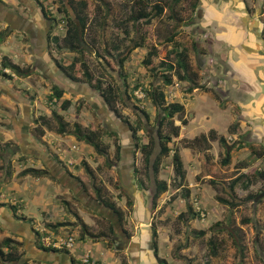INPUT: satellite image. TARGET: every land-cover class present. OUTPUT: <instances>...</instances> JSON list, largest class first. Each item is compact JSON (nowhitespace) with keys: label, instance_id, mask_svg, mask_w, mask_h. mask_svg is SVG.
Listing matches in <instances>:
<instances>
[{"label":"rangeland","instance_id":"374dc122","mask_svg":"<svg viewBox=\"0 0 264 264\" xmlns=\"http://www.w3.org/2000/svg\"><path fill=\"white\" fill-rule=\"evenodd\" d=\"M6 1L14 3L15 0ZM43 1L49 4V7L53 5V10L61 2V0ZM65 1L68 2V0ZM86 1L87 6H85L84 12L87 16V27L84 36H82L84 49L74 51L58 47L62 43L61 37L65 35L64 23L59 21L56 22L57 27L53 30L59 40L55 41L52 38L49 42L50 55L59 65L63 66L73 59V55L81 57L88 64L89 71L93 75L92 84H94L95 78H100L103 81L102 85L107 82L117 83L124 89L122 78L118 75L119 72L123 73V76L126 75L128 92L132 93V96L128 99L127 93L122 92L123 96L118 97L114 103L117 114H113L109 110L111 108L103 100L101 92L95 87L92 86V91L87 86V91L91 97V99H87L86 92L81 97L80 95L75 96V92L82 88L79 86L83 83L82 81L76 83L78 88L71 85L67 86L72 93L66 92L64 97L69 98L70 103H72L69 106L73 105V112L61 111L64 119L70 123L68 128L73 129L74 123L78 122L84 129H97L102 132L100 140L106 146L108 155L99 153L91 144L78 139L72 132L62 134L47 125L42 127L50 133L43 140L37 130L40 123L38 122L39 119L36 118L39 125H30V129L33 134L38 135L40 144L47 150L46 152L41 148L40 153H38L36 147L26 145L23 140L19 139V135H14V131L8 128L12 124L9 114L15 111L18 115L21 109L17 108V101L9 99L7 93L0 91V245L6 237H12L16 252L21 253L23 257L34 244L30 236L31 229L34 232L35 230L48 231L52 234H55L57 230V235L72 234L79 239L81 225L78 221L83 219L88 224L91 234L96 236L95 238L106 237L104 240L95 241V243L88 245L83 244V246L85 245V248L90 249L92 255L97 252L101 261L106 256L108 264H114L112 259L117 255L114 253L115 245L113 247L110 245L113 239L119 238L118 236L122 237L124 232L128 234L140 233L139 229H141L135 220L141 214L138 211L139 207L135 210L134 216L133 206L127 205L128 195L124 193L121 187L122 182L117 169L112 166L118 161L115 145L120 143L122 146L121 157L124 159V163L130 166L131 159H133L135 175L139 176V179H143L146 184L142 190L143 188L138 182V187L142 188L140 191L143 195L144 206L150 210V215L147 213L145 217L150 220L151 226L156 228L157 256L162 257L165 264H264V181L259 176H252L255 169L264 167V157H259V152L264 151V99L263 102H257L254 109L255 113L247 105V112L239 115L244 102H236L233 99V94L229 91V84L234 83L238 77L237 71L234 72L232 66L229 65L231 56L228 53L231 47L224 41L213 40L214 33L212 30L202 24V20L204 22L212 16H217L218 13L231 10L236 15L234 26L237 31L245 30L249 33L250 30H255L259 31V34L256 33L258 37L260 34L264 36V25L261 23L262 21L264 23V19L255 24L251 22L250 26L248 25L249 22L242 23L243 20L239 14L243 11L241 6H247L250 9L248 12L252 16L261 19L263 16L257 11V7L260 5L264 11V0L260 3L257 0H180L175 3L172 9L176 13L172 18H170L169 13L171 12L170 7L174 3L173 0H153V2L158 1L165 5L163 12L153 17L150 23L137 22L135 24L127 18L133 6V0ZM242 1L246 3L243 4ZM224 3H227L226 9L223 8ZM236 3H241V5ZM231 4L235 6V9H232ZM55 15L57 14L55 13ZM178 17L179 19L176 20ZM174 31L177 32L176 41L187 49V57H189L191 64L190 70L195 72L194 81L200 85V87L193 89V92L187 89L190 82L179 80L175 74H173V82L169 85L163 84L160 76L153 77L147 68L148 66L143 63L147 51L145 45L133 48L123 66L118 61L117 55L130 44L132 38L139 40L142 35L145 36L144 41H147L146 43L157 46V56L154 57V63L157 64L160 59L167 58L166 55L172 47V43L169 41L164 40L160 43V38L166 37ZM17 39L22 40L17 33H12L8 39L9 44H4L0 40V49L4 51L21 49L22 42ZM258 40L260 42V39ZM208 44H211L213 54L208 52ZM261 48L264 49V46ZM169 58L174 59L175 57ZM233 59L236 65L235 69L239 68L238 74L249 80V71L252 69L249 64L252 65V63L248 61L247 56L241 58L238 55L237 58ZM255 63L256 67L252 72L256 74L259 80L264 81L262 61H255ZM80 66L81 63L78 61L77 74L79 79L84 80ZM136 82H139L140 85L133 89L132 85ZM8 84L15 88L22 86L30 88L25 79L22 81L17 78L8 79ZM154 86H159L167 92V101H182L184 105V112L176 113L174 121L180 125L178 136H180V130L182 136H185L174 137L171 144L181 151L187 178L182 182L184 186H181L180 177L175 175L173 170L172 153L163 157L157 176L160 179H166L169 187H167V191L160 193L154 207H152V193L155 183L143 173V153L139 148H135L134 137L131 136L130 130L126 129L128 124L125 119L137 125L138 117H142L144 125L137 130L140 141L147 142L151 135H155L157 108L153 105L151 95L148 93V90ZM227 88L228 90H226ZM51 89L52 87L46 88L38 83V86L35 89L31 88L30 92L34 94L33 97L35 96L38 110L48 111V115H43L47 116L49 125L56 127L58 122L51 116V108L59 106L60 100L50 102L47 95ZM259 89L253 88L252 90ZM136 105L143 107L149 113L150 120L143 115ZM245 116L250 117V119ZM184 121L186 122L183 124ZM256 123L258 125L254 126ZM234 125L237 127L235 128ZM211 128L216 129L217 135L226 136L227 145L231 149V158L228 163L222 162V159L226 157L227 146L221 144L217 138L213 141L214 146L206 140L205 142L201 140L199 132L202 133L201 131ZM107 130H115L116 132L108 133ZM119 132L123 135V143L119 139ZM194 134V138L187 140L186 136H193ZM67 136L72 137V140H78L79 147H75L76 152H72V156L83 155V158L76 163L79 164L80 171L74 167L75 164L69 163L67 158L64 157L63 159L72 165L75 178H67L68 174L63 175L61 168L52 164L50 168L42 161L46 159L47 163L50 164L48 162L50 159L48 155L50 154L48 153H51V156L56 159L65 155L67 152L63 149L66 146L65 138ZM48 137L50 139L47 140ZM54 137H58V140ZM56 141L64 143H56ZM233 141L241 142L242 148L233 146ZM69 145H71V141H68ZM206 148L208 150H204ZM155 149L158 152L159 147ZM197 151H200L201 157L207 158V166L203 163L202 165L198 164L196 160ZM71 159L74 162L73 158ZM83 160L90 161L88 165H90L92 175L84 169L81 163ZM64 161L62 162L64 163ZM29 165L41 167L45 169L46 173L41 176L21 174L20 171ZM239 172L250 174L252 183L248 188L239 183L232 193L229 190L230 181ZM189 181L194 185L188 186ZM96 187L100 188L99 194L101 196L108 197L124 211L121 222L119 219L116 220V216H118L116 212L95 201L99 195L96 192ZM176 188L178 191L175 190ZM186 188L189 189V196L183 194ZM191 189H193L192 195H190ZM176 192H181V198L199 211L198 217L184 221L178 218V213L181 212L178 202L183 203L184 200L179 201V197H175ZM247 194L251 196L250 199L246 198ZM88 196H91V199ZM171 196H174L175 200L170 199ZM217 197L220 199L232 197L239 204L236 207H230ZM13 204L17 205L16 212ZM159 206L160 208H158ZM185 209H187L186 204ZM12 217H14V222H11L13 221L11 220ZM59 220L70 221V224L61 226L62 228L52 226ZM217 221L219 224L214 226ZM111 225L112 230L109 229ZM211 226H214V229ZM119 228H121V235ZM23 229L26 231L23 232ZM194 229H205L206 232L197 236L193 232ZM21 233L22 235H20ZM211 238L215 240L213 247L209 241ZM142 240L145 245L148 244V249L151 252L149 253L154 255L155 260L153 259V261L158 264V258L151 248L152 236L150 235L147 242ZM115 244L123 245L120 240ZM74 246L73 250L76 248ZM3 248L6 250L5 246ZM212 249H214L213 252ZM119 251L124 254V250ZM122 256L124 257L125 254ZM43 263L47 264L46 261ZM0 264H2L1 260Z\"/></svg>","mask_w":264,"mask_h":264},{"label":"trees","instance_id":"16d2710c","mask_svg":"<svg viewBox=\"0 0 264 264\" xmlns=\"http://www.w3.org/2000/svg\"><path fill=\"white\" fill-rule=\"evenodd\" d=\"M180 0H173L174 3H172V6L170 7V13L169 16L170 18L174 17L176 14L175 11H173V7L176 2H179ZM39 6H42L43 12L46 15L48 19L53 21V26L54 29L57 27L56 22L62 21L64 24L63 26L65 27V35L61 37L62 43L58 45L60 48H67L69 50H74L78 51L81 49H84L82 45V36L85 34V28L86 23H87V16L86 13L84 12L85 6H87V1L86 0H68L64 2V0H61L59 5H56L55 9L53 10V5L52 7H49V4L44 2L43 0H37ZM165 5L161 2L154 1L153 0H133V6L131 7L130 13L128 14V19L132 20L133 23L137 22H143V23H150L152 18L155 16L160 15L163 12V8ZM55 13L57 15H55ZM176 18V20H178ZM7 34L6 31L2 30L0 32V40H1V35ZM177 32L174 31L170 35H167L166 37L160 38L159 42L161 43L162 41H169L172 43V47L169 49L167 53V58H162L159 60L157 64L154 63V57L157 56V46L155 44H150L146 43L147 41H144V37H140L139 40H134V37L132 38L130 44H128L124 50H122L117 56H118V61L121 66L124 65L125 61L129 58L128 55L132 51L133 48L137 46H143L145 45L147 47V51L145 54V57L143 59V63L148 66V70L150 71L151 75L154 76H160V80L163 84L169 85L173 82V74L176 75V77L179 80H188L190 84L187 86L188 91H192L196 87H200L197 82L194 81V76L195 72L190 70L191 64L189 57H187V49L184 46H181L178 41H176ZM55 41L59 40V37L55 34L53 37ZM146 43V44H145ZM203 52V51H202ZM3 56V67H9L14 73L20 76H26L29 73L30 67H22L20 64L12 61L8 56ZM73 59L70 60L67 64L63 65H58L60 70L65 74L66 77H68L70 80L73 81H82L85 82L93 87H95L97 90H99L102 94V98L107 104L111 110L116 112V108H114V103L117 100V98L123 96L122 92L127 93V98L129 99L132 96V93L130 94L128 92V83L126 82V75L123 76V73L119 72L118 75L122 78V83L124 89H122L117 83H106L105 85L103 84V81L100 78H95L94 84L91 83V80L93 79V75L89 71L88 64L82 60L81 57H78L76 55H73ZM173 56L175 57L174 59H171L169 57ZM78 61L81 63V68H82V73L84 76V80L79 79V75L77 74L76 66ZM120 66V67H121ZM0 73H3V75H6L7 77H11V74H8L6 72L0 71ZM139 82L134 83L133 89L139 87ZM149 95H151V100L153 105L156 106L157 108V127H156V132L155 135H151L148 139L147 142L140 141V136L137 135V130L143 127L144 121L141 116L138 117V123L137 125H134L129 121L128 119H125L128 124L129 130L132 133L134 137V146L135 148H139L142 153V161H143V173L145 176L148 178H151L154 183L155 187L153 189L152 193V207L155 205V201L157 197H159L160 193L163 191L167 190V187H169V183L166 179H160L157 174L159 171V167L161 164V160L163 157L168 156L172 153L171 161H172V166L175 175L180 177L181 180V185H183V181L185 179V170L183 169V163L181 160V153L179 148H176L175 146H172L171 142L173 141V138L178 136L179 134V128L180 125L176 124L174 121V115L176 113L184 112V105L180 101H167V92L159 87V86H154L152 87L151 90H148ZM65 94V90L63 87L58 86L57 84H52V89L51 92L47 95L48 99H52L53 97H56L57 100H60L59 106L51 108V116L56 119L58 122V125L56 127H52L49 125L47 121V116L46 115H40L42 125H47L49 128L56 130L59 133L64 134L65 132H72L78 139L84 140L85 142L89 143L94 147L99 153L108 155V151L106 149V146L101 142L100 136L102 132L98 131L97 129H84L81 127L82 125L78 122L74 123L73 129H69L68 125L70 124L69 121L64 119L61 113H58V109H61L62 111L66 110L67 113H71L73 109V105L70 107L69 105L72 104L70 103L69 98L63 99V95ZM137 106V105H136ZM143 115L149 119V113L143 108L137 106ZM186 121L183 122V124ZM236 128L237 125H234ZM38 132L40 134L44 133V129L40 128L38 129ZM104 131H106L104 129ZM108 133H115L113 131L107 130ZM203 139L207 140V137L211 138L214 140L215 138L218 139V141L227 146V139L225 135H217L215 130L210 129L207 133V135L202 134L201 135ZM234 143V145H233ZM232 145L233 146H239L242 148V143L234 142L233 141ZM116 157L117 159L119 156H121V147L120 143L116 144ZM231 146V145H229ZM159 147L158 152H156L155 148ZM259 157H264V151L259 152ZM231 158V149L228 147L226 148V157L222 159L223 163H228L229 159ZM264 159V158H263ZM109 161V160H108ZM84 166V169L88 171L92 175V171L88 163L83 160L81 162ZM79 164H75V168L78 169L80 166ZM21 174H31L32 176H41L46 173L45 169L41 167H32L31 165L26 166L20 171ZM254 177L259 176L263 181H264V167H260L259 169H255L253 172ZM140 187L144 188L146 184L144 183L143 179H138ZM241 183L243 187L248 188L251 183H252V178L250 174L248 173H239L236 175L235 178H233L230 182V188L229 190L233 193L234 188H236L237 184ZM96 192L99 194L100 193V188L96 187ZM189 192V189L186 188L184 189V196H187ZM233 195V194H232ZM235 196V195H233ZM232 196V197H233ZM232 197L230 198H221L217 197L221 202H224L226 205L230 207H236L239 202ZM247 199H250L251 196L249 194L246 195ZM99 204H102L103 206H106L110 209H112L114 212L118 214L117 218L120 220L123 219L124 216V211L121 209V207L117 206L114 201L110 200L108 197L101 196L100 194L98 195V198L95 199ZM127 205H131V200L128 198L127 199ZM19 204V203H18ZM5 205V204H1ZM15 212L17 209V205L13 204L12 205ZM187 209H184V211L178 213V218L180 220H188L190 218H195L199 216V211L196 210L190 203L187 204ZM189 211V214L187 212ZM19 218V217H18ZM247 220V219H245ZM79 224L81 225V231L79 233L80 238H85V236H90L91 238H94L96 236L92 235L88 224L83 220L80 219ZM70 224V221L64 220V221H56L52 226L57 227V226H64ZM219 224L218 221L214 223V226ZM214 226L211 228L214 229ZM109 229L112 230V225L109 226ZM38 236V246L42 250L46 251H56L60 253H68L69 249L64 247H54L51 245H45L42 242L41 235L48 233V231H38L35 230ZM193 232L197 235H203L206 231L205 229H194ZM156 228L155 226H151V236L153 238L152 240V246L151 248L153 249V252L156 254V257L158 258L159 263L158 264H165V260L162 257L157 256V247H158V241L156 240ZM210 244L215 246V240L213 238L209 239ZM13 238L12 237H6L3 241L2 244L0 245V260L2 264H24L25 261L22 260V254L17 253L15 250V245L13 243ZM6 247V250L3 247ZM214 249L211 251L213 252ZM71 264H79V260L75 259L73 256H71Z\"/></svg>","mask_w":264,"mask_h":264},{"label":"crops","instance_id":"0c3cea01","mask_svg":"<svg viewBox=\"0 0 264 264\" xmlns=\"http://www.w3.org/2000/svg\"><path fill=\"white\" fill-rule=\"evenodd\" d=\"M261 1L263 0H257L258 3H260ZM216 2L218 3L219 1H216ZM225 2H228V1H225ZM242 2L243 4L246 3L245 1H242ZM29 3L31 4L30 5L31 8H33L34 13L33 11L29 12V10L27 9V5H23V3L20 4L18 0H15L14 3L8 2L6 0H0V23H1L0 26H3L4 29L7 28V35L1 37V40L3 41L4 44H7L9 41L8 40L9 36L12 33H17V35L20 36V39L22 38V40L17 39L22 42L21 49H18V50L8 49L5 51L0 49V54L4 56L5 55L8 56L12 61L20 64V66L22 67L24 65L30 67L29 73L26 76H20V75H17L16 73L13 74L11 72V73H8V74H11V77H7L6 75H3V73H0V86H2V88H0V91L7 93L6 95H8L9 99H14V101H17L18 103L17 108L21 109L18 115H17V112L15 113V111L14 113L9 114L12 119V124L8 128L14 131V135L16 136L19 135V139L23 140L26 145H31L33 148L36 147V149L38 150L42 148L47 152L46 148L45 147L43 148L42 144H40V140H39L40 138L37 137L38 135L33 134L32 130L30 129V125L36 126L37 124L39 125V123H40V126L39 127L37 126V128L38 129L43 128L42 127L43 121L41 120L40 115L42 114L48 115V111L38 110V107L36 106L37 102H36L35 96L33 97L34 94L30 92L31 88L35 89L36 86H38V83H40L42 86L46 88L52 87V84H57L58 86L63 87V89L65 90V94L62 96L64 97L66 95V92H70L67 86L71 85L77 88L81 86L82 87L81 90L75 92V96L80 95L81 97L85 94L84 92H86L85 96L87 97V99H91L87 91V86L88 88H91L92 91H93V87L85 82L81 83L79 86H76V83H77L76 81L70 80L68 77L65 76V74H63V72L60 70L58 66L59 65L58 62L53 58V56L50 55V52L48 50L49 42H51L52 40L51 37L50 38L48 37V35H50L49 33L50 29H49V26L47 25L49 24V22H47L45 18L43 17V15L39 11H37V7L34 6V3H35L34 0L33 1L29 0ZM241 3H236V4L241 5ZM231 7L232 9L233 8L235 9V6H232V4H231ZM258 7H257L258 9L257 11H259V13L263 16L261 19H259L257 16H252L251 13L248 12L250 9L247 6H244V7L241 6V9H243V11L239 14H240L241 19L243 20L242 21L243 24H245L246 22H249L248 25L251 26V22L255 24L256 22H261L262 19H264V11L262 10V7L260 5H258ZM223 8L225 9L227 8V3H224ZM237 8H240V7H237ZM6 12H11V13L16 14L18 19H20L21 22L24 23V26H17V25L11 24L8 21V18L4 16ZM234 14L235 13L231 12V10H229L228 12L224 11L222 13L216 14L217 16H212L208 18L207 20H204V22L202 20V24H204V26H207L212 30V32L214 33L213 38H212L213 40L218 39V41H224L226 44H228L231 47L230 48L231 51L229 50V53H228L229 56H231V58L229 59L230 60L229 65L232 66V70H234V72L237 71L238 77H236V81L234 80V83L229 84L230 86L229 91L230 93L233 94V97H234L233 99L236 102L245 103V106H244V103L242 104L243 109H240L239 115H241V114H244V112H247V105H249L253 109V113H255L254 109L257 106V102L258 103L263 102V99H264V90H263L264 81L259 80L256 74L252 72L254 67H256L255 61L257 62L262 61L263 63L262 70L264 72V49L261 48L262 46H264V36H261L260 34V36L258 37L256 33H258L259 31H255V30H250L249 33L246 32L245 30L237 31V29H235V26H234L235 25L234 18H236V15ZM261 23L264 25L263 21ZM232 32H235V34H232ZM53 35H55L54 31L51 32L50 36H53ZM258 39H260V42H258L259 41ZM207 50L209 53L213 54L211 44H208ZM238 55H240L241 58L247 56V58L249 59L248 61L252 63V65L249 64L252 67V69L249 71V80H246L245 77L243 78L241 74H240L241 76L238 74L239 68L235 69L236 65H235V61L233 58H237ZM14 78H17L20 81L25 79L27 86L30 88H24L22 85H20L22 87L15 88L13 85H9L8 79L13 80ZM259 86H260V89H259ZM18 88H21V89H18ZM253 88H257L259 90L253 91L252 90ZM226 90H228V88ZM193 91L194 90L190 92H193ZM50 92L51 90H49V93ZM249 92L251 95L249 94ZM249 96L251 97L249 98ZM58 111H61V109ZM60 113L63 115L62 111ZM245 117L247 119H250V117H247V116ZM36 118L39 119L38 120L39 123L37 122ZM256 125L258 124L256 123L254 126ZM209 130L201 131L202 133L199 132L201 140H203L204 142H205V139H203L201 135L202 134L207 135ZM212 130H216V129H212ZM49 133L50 131H47V129L46 130L44 129V133L41 134L40 136L43 140H45L46 136ZM59 135L60 137H62L61 134ZM118 136H119V139L122 140L123 138L122 133L119 132ZM184 136H182V133L180 130V136L178 137L181 138ZM194 136L195 134L193 136H186V138H188L187 140H189V138H194ZM54 138L58 140L57 139L58 137H54ZM48 139L50 138L48 137L47 140ZM62 139L64 138L62 137ZM214 140H216V138ZM214 140L207 137L206 141L212 144V146H214V143H213ZM68 141H71V145L69 146H68ZM77 141L78 140L76 141L72 140V137L67 136L65 138L66 146L63 149L67 153L65 155H62V157L58 159L53 158L51 156V153H48L50 154L48 155V157L50 158L48 162H50V164H52L53 166L55 165L61 168L63 175L68 174L67 178L68 177L75 178L74 177L75 173H74V170L72 169L71 164L74 165L77 162H79L81 158H83L82 154L77 155L76 157H73L72 156L73 154H71L72 152H76L75 147L78 146ZM61 142L62 141H56V143H61ZM121 143H123V140ZM246 149L248 150V148ZM204 150H208V148ZM64 157L67 158L66 160L71 164L66 163L63 160ZM71 158H73L74 162H72ZM181 160H182L183 169H184V162L182 159V155H181ZM196 160L198 164L200 165H202V163L203 165L205 164V166L208 165L207 158L201 157L200 151H197ZM62 161H64V163ZM86 162L88 163L90 161L88 160ZM123 163H124V159L120 156L118 158L117 163H113L112 166L116 167L118 176H120V179L122 182L121 187L124 190V193L128 195L127 197L131 200V203H132L131 205L133 206L132 210H133L134 216H135V210L137 209V207H139L138 211L141 214L138 215L137 218H135V220H137L139 224L138 227L141 229H139L140 233L137 232V234L136 233L134 234L133 232V234H128L125 232L122 233L121 228H119L120 235L122 233L121 235L122 239L116 237L113 239L112 243L109 242L110 245H112V247L113 245H115L114 253L117 255L115 258L112 259V261L114 262V264H117V262L118 264H157L156 262L154 263L153 261V259L155 260L154 255H150L151 252L148 249V244L145 245L142 242L143 241L142 239H144L147 242V239H149L151 235V224H150L151 222L145 217L147 213H149L150 215V210L147 207H145L143 203V195H142V192L140 191V189L142 188L138 187L139 185L137 181L139 179V176L135 175V170H134V175H133V171L127 168L128 165H126L125 163L123 164ZM77 170L80 171L81 168L79 167ZM185 178H187L186 173H185ZM193 185L194 184L190 183L189 181L188 186H193ZM181 186H184V185H181ZM142 190H144V188ZM175 190L178 191V188H176ZM192 193H193V189H191L190 195H192ZM175 194H177L175 197L177 196L179 197V201L184 200L180 196L182 195L181 192L180 193L176 192ZM175 197L171 196L169 198L170 199L173 198L175 200ZM178 203L180 206L179 210L181 212L184 211L185 204H186L185 200L183 203L182 202H178ZM158 208H160V206ZM116 220H118V218ZM57 232L58 231L56 230L55 234H57ZM105 238L106 237L95 238L94 240L90 236H85V238H79V239L76 237V243H75L76 248L73 250V247H72L71 249H69L68 253H60V252L49 251V250L48 251L38 250L36 247H34V245H32V251L36 250L34 252L36 253L38 252V254L40 255L44 254V252L46 253L49 252L50 257L46 259H41L42 257L40 256L33 257L32 256L33 253L31 252V249H30L29 250L30 252L26 251V253L22 257V260L25 261L24 264H44L43 263L44 261H46L47 264H56V263L71 264V256L79 260V257L82 255V253L86 249H88V248H85V245H88L89 243H95V241L104 240ZM119 240L122 241L123 243L122 246H120L119 244H115ZM83 244L85 245L83 246ZM119 250H124L123 251V253L125 254L124 257L122 256L124 254H122V252H120ZM92 256L93 258L95 257L100 263L108 264L106 256L103 257V261H101L100 257L97 256V252H94Z\"/></svg>","mask_w":264,"mask_h":264},{"label":"flooded vegetation","instance_id":"af4514ba","mask_svg":"<svg viewBox=\"0 0 264 264\" xmlns=\"http://www.w3.org/2000/svg\"><path fill=\"white\" fill-rule=\"evenodd\" d=\"M31 1V0H30ZM33 1V0H32ZM35 1V3H34V6L35 7H37V11H39L42 15H43V17L45 18V20L47 21V22H49V24H47L48 26H49V33H50V35H51V32H53V30H54V26H53V21H51L50 19H48L47 17H46V15L44 14V12H43V9H42V6H39V4H38V2H37V0H34ZM19 2L20 3H23V5H27V9L29 10V12H32L33 11V8H31V4L29 3V0H19ZM37 2V3H36ZM64 2H65V0H64ZM33 13H34V11H33ZM4 16L6 17V18H8V21L11 23V24H13V25H17V26H24V23H22L21 22V20L20 19H18V17H17V15L16 14H14V13H11V12H6L5 14H4ZM23 20V19H22ZM2 30H4V32L6 31V33H7V28H5L4 29V27L2 26V27H0V32L2 31ZM5 35H7V34H5ZM4 35V36H5ZM50 35H48V37L50 38H52L53 36H50ZM3 37V36H2ZM111 112H113V114H115V112L113 111V110H111V109H109ZM115 116H117V115H115ZM117 117H119V116H117ZM121 120V119H120ZM121 122H122V120H121ZM123 123V122H122ZM111 129V128H110ZM109 129V130H110ZM126 129H128L129 130V127L128 126H126ZM112 130V129H111ZM113 131H115V130H113ZM116 132V131H115ZM131 136H132V134H131ZM31 146V145H30ZM26 147H28V146H26ZM38 151V153H40V151L39 150H37ZM132 158H134V157H132ZM41 159H43L42 157H41ZM45 159V158H44ZM43 161V163L46 165H48V167H50L51 168V164H48L47 163V161H46V159L45 160H42ZM46 161V162H45ZM131 166V167H130ZM130 166H127V168H131V170L133 171V173H134V161H133V159H131V165ZM129 168V169H130ZM126 169V168H125ZM53 175V174H52ZM134 175V174H133ZM77 181V183H78V180H76ZM80 185V184H79ZM91 196H88V198H90ZM91 199V198H90ZM96 201V200H95ZM16 219V218H15ZM116 219H117V216H116ZM11 220H13V221H11V222H14V217H12V219ZM17 223V222H16ZM30 228V227H29ZM30 230V229H29ZM23 232H25L26 231V229H23L22 230ZM22 232V233H23ZM21 233V234H22ZM30 236H31V238H32V241H33V243L34 244H32V245H34V247H36L38 250H42L37 244H38V236H37V233L36 232H34L32 229L30 230ZM119 238L120 239H122L120 236H119ZM34 251H36V250H33L32 251V247H31V252L33 253V257L34 256H40V257H42L41 259H46V258H49L50 257V253L48 252V253H46V252H44V254H42V255H40V254H38V252L36 253V252H34ZM44 255V256H43Z\"/></svg>","mask_w":264,"mask_h":264},{"label":"built area","instance_id":"2783aa9c","mask_svg":"<svg viewBox=\"0 0 264 264\" xmlns=\"http://www.w3.org/2000/svg\"><path fill=\"white\" fill-rule=\"evenodd\" d=\"M2 64H3V56L0 54V71L6 72V73L12 72L14 74V72L9 67H6V66L3 67ZM54 101H57L56 97H53L52 99H50V102H54ZM202 214H204V212H202ZM41 239L45 245H51V246L60 247V248L66 247L68 249H71L75 245V242H76V236L72 234L61 236L57 234H52L50 232L42 234ZM79 264H102V263H100L95 257L93 258L90 252V249H87L79 257Z\"/></svg>","mask_w":264,"mask_h":264},{"label":"water","instance_id":"95a60500","mask_svg":"<svg viewBox=\"0 0 264 264\" xmlns=\"http://www.w3.org/2000/svg\"><path fill=\"white\" fill-rule=\"evenodd\" d=\"M86 47H88L87 45H85Z\"/></svg>","mask_w":264,"mask_h":264}]
</instances>
